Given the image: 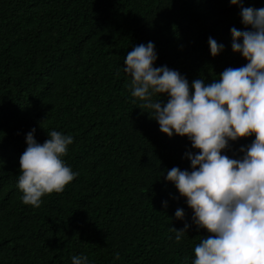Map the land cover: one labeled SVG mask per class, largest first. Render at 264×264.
<instances>
[{"label": "trees", "instance_id": "obj_1", "mask_svg": "<svg viewBox=\"0 0 264 264\" xmlns=\"http://www.w3.org/2000/svg\"><path fill=\"white\" fill-rule=\"evenodd\" d=\"M240 11L229 0H0V264H72L79 255L88 264H192L209 233L166 176L191 171L186 153L198 150L160 132L132 96L124 60L153 42L154 67L178 71L190 88L210 84L247 63L231 47L230 29L250 30ZM210 37L223 45L216 56ZM32 129L40 144L53 130L71 136L62 159L78 173L39 208L24 204L17 186ZM254 139L229 141L222 154L239 159ZM185 223L176 241L171 229Z\"/></svg>", "mask_w": 264, "mask_h": 264}, {"label": "clouds", "instance_id": "obj_2", "mask_svg": "<svg viewBox=\"0 0 264 264\" xmlns=\"http://www.w3.org/2000/svg\"><path fill=\"white\" fill-rule=\"evenodd\" d=\"M229 3L240 7L241 22L250 28L230 29L232 51L241 54L245 66L226 68L207 85L196 79L190 88L178 71L153 66L157 59L153 42L135 46L124 60L131 94L150 110L160 132L186 136L198 150L186 153L191 171L173 167L166 176L186 198L197 228L209 233L196 245L192 264H264V8L243 7V0ZM208 45L212 56L223 49L211 37ZM163 94L166 103L153 99ZM34 132L26 135L17 186L22 202L39 208L42 197L62 193L78 173L62 159L73 143L71 136L53 130L40 144ZM250 136L255 139L239 149L241 158L222 154L229 141ZM175 217L183 219V210L178 208ZM188 227L185 223L183 229H171L176 241ZM72 264H88V257L73 256Z\"/></svg>", "mask_w": 264, "mask_h": 264}, {"label": "water", "instance_id": "obj_3", "mask_svg": "<svg viewBox=\"0 0 264 264\" xmlns=\"http://www.w3.org/2000/svg\"><path fill=\"white\" fill-rule=\"evenodd\" d=\"M230 25H232V24H229L228 26H230ZM223 31H225V29H223Z\"/></svg>", "mask_w": 264, "mask_h": 264}]
</instances>
